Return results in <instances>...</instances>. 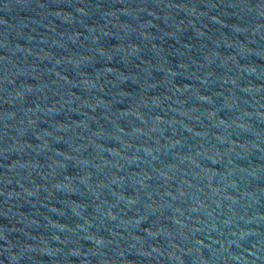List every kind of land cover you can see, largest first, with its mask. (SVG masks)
<instances>
[{
    "label": "water",
    "instance_id": "water-1",
    "mask_svg": "<svg viewBox=\"0 0 264 264\" xmlns=\"http://www.w3.org/2000/svg\"><path fill=\"white\" fill-rule=\"evenodd\" d=\"M0 264H264V0H0Z\"/></svg>",
    "mask_w": 264,
    "mask_h": 264
}]
</instances>
